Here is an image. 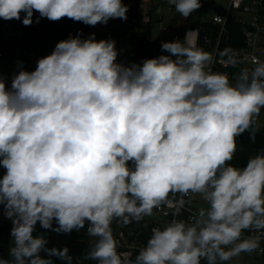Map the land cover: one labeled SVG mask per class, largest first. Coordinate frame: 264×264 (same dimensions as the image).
<instances>
[{"label": "clouds", "instance_id": "1", "mask_svg": "<svg viewBox=\"0 0 264 264\" xmlns=\"http://www.w3.org/2000/svg\"><path fill=\"white\" fill-rule=\"evenodd\" d=\"M168 3L185 19L202 7ZM128 10L122 0H0V19L24 26L67 17L95 27L127 21ZM161 52L124 64L115 40L78 32L35 70L19 62L10 87L0 74V215L12 224L0 264H74L38 225L58 235L84 230L88 248L75 264H225L260 248L264 150L245 166L231 161L237 137L247 132L254 143L259 131L264 61L231 77L213 71L197 30ZM224 63L243 61L233 54ZM194 197L202 206L180 218ZM165 205L173 218L152 227L137 252L121 250L113 224L139 223Z\"/></svg>", "mask_w": 264, "mask_h": 264}, {"label": "trees", "instance_id": "2", "mask_svg": "<svg viewBox=\"0 0 264 264\" xmlns=\"http://www.w3.org/2000/svg\"><path fill=\"white\" fill-rule=\"evenodd\" d=\"M201 3L203 1L201 0ZM195 12V11H194ZM193 12V13H194ZM192 13V14H193ZM189 16L190 23L187 27H196L200 29V41L202 49H210L215 46L219 38L220 26L211 23L210 21H203L200 18ZM38 13L34 14L35 17ZM160 18L152 19L146 23V27L143 30L138 31H117L107 34L109 37H120L123 34H129L131 46L134 51L145 58L157 57L161 54H167L161 52V44L163 41L155 39L153 37V28L155 24L158 23ZM187 27H181L176 30L175 39H183ZM227 38H223L221 49H232L234 55L241 60L240 50L243 48V37L246 26L236 20H230L227 24ZM93 30L92 26H87L81 22H74L73 20L65 17L57 22L49 21L44 18L40 22L33 23L31 26H24L22 24V36L24 41L27 38H32L34 40H40L46 46L52 44L53 42H58L63 39H67L69 35L75 36L78 32H82L85 37L88 33ZM12 36V35H11ZM174 39V40H175ZM206 39H209L207 45H204ZM0 52L3 53V58L6 61H14L16 53V43L10 38L5 37V34L1 31L0 35ZM31 62H27V66ZM36 66V65H35ZM240 68H243V63L237 65L235 68H231V72H238ZM257 125L259 131L256 133L255 142H251L249 134L245 132L243 135L237 137V152L234 156L232 164L236 166H245L249 157L256 155L260 151L264 150V110H262L260 116L257 118ZM1 176V174H0ZM153 226L152 218H145L143 221L137 223L133 222L122 230L125 231L128 240L136 241L139 244L144 243L149 238V232ZM12 227L11 221L2 218L0 215V256L4 258H9V249L12 246V241L10 238V229ZM118 227V225L113 224V229ZM120 227V226H119ZM37 233H43L49 240V247H57L62 249L67 246L69 248L70 254L76 260H79L80 256L87 250L89 244V238L85 235L84 230L79 233L73 232L71 234L58 235L56 233L46 231L37 226ZM55 264H62L56 258H53ZM84 264H95L92 261H85Z\"/></svg>", "mask_w": 264, "mask_h": 264}, {"label": "rangeland", "instance_id": "3", "mask_svg": "<svg viewBox=\"0 0 264 264\" xmlns=\"http://www.w3.org/2000/svg\"><path fill=\"white\" fill-rule=\"evenodd\" d=\"M139 0H122V3L128 6L127 21L121 19H112L107 25L98 24L93 27V30L88 33L87 37L91 33L96 34V39H108L111 38L116 41V48L119 51L118 61L124 64L141 63L144 59L142 56L138 55L134 48L131 46L129 34H123L120 37L114 38L109 37L107 34L117 32V31H138L143 30L146 27L148 19L160 18L161 21L155 24L153 28V37L159 39L163 42L172 41L175 39V30L181 27H187L190 23V17L185 19L179 13L174 10H170L168 0H154L149 1V6L145 10H138ZM216 3L217 6L209 7L208 5L202 3V7L192 14V17L200 18L203 21H211L214 15L221 13L227 5V0H211ZM244 19H248L247 15H242ZM166 26L170 31L161 32L160 27ZM10 30L12 31L11 40L16 43V53L14 61H6L4 58H0V74H2L10 87L11 79L14 73L18 71V63L22 62L23 67L32 71L34 69L26 68L27 62L36 65L39 58L50 54L55 45L59 42H53L52 44L46 46L40 40H34L32 38H27L24 41L22 36V23L20 21L12 20L10 21ZM1 35V30H0ZM15 65L16 67H13ZM36 67V66H35ZM199 207L202 206V201L198 197L195 198ZM152 219L157 218L155 213ZM114 235L117 236L118 232H124L122 227H115ZM149 236V235H148ZM254 264V260L251 254L242 253L239 257L233 258V260L225 262V264Z\"/></svg>", "mask_w": 264, "mask_h": 264}, {"label": "built area", "instance_id": "4", "mask_svg": "<svg viewBox=\"0 0 264 264\" xmlns=\"http://www.w3.org/2000/svg\"><path fill=\"white\" fill-rule=\"evenodd\" d=\"M204 4L209 7H216L217 4L211 0H202ZM170 10H174V6L170 5ZM242 15H247L248 19H244ZM219 17L220 19H217ZM230 20H236L246 26L244 31L243 39V48L240 50L241 61H243V67H248L251 69L254 65L252 64L253 59L259 58L261 61H264V0H227V5L221 13H218L213 16L211 23L219 25V38L215 46L205 51L209 52L213 58L214 63L212 65L213 71L227 72L229 76H233L236 71L231 72L230 69L233 68L224 63V60L227 59L228 55H233L234 52L232 49H221L223 38H227V24ZM0 30L5 34V37L10 38L12 31L10 30V21H4L0 19ZM161 32L170 31L166 26L160 27ZM188 30H197V47H201L200 41V29L196 27H187ZM185 31V33H186ZM175 30V34H176ZM185 36V35H184ZM211 42L209 39H206L204 45H207ZM204 50V49H203ZM226 53L225 56L221 57L220 53ZM0 58H3V53L0 52ZM13 67H16L13 65ZM28 69H34L35 65L29 64L26 66ZM3 168L0 167V174L3 175ZM196 197L192 198V203L186 205L184 209L181 210L182 215L180 218H187L192 212L196 211L199 208ZM178 199V197H177ZM187 199V198H186ZM175 211L174 207H169L167 205L162 206L158 210H154L157 218L152 219L153 226L164 227L172 218V213ZM3 218V217H2ZM149 232V236H150ZM248 233H245L247 235ZM259 235L258 233H256ZM116 238L119 241L121 250L132 251L133 253L137 252L138 249L143 246L146 242L139 244L136 241L128 240L127 236L124 235V232H118ZM251 254L253 257L254 264H264V238L261 239L260 248L251 252L245 253ZM243 264H247L245 261Z\"/></svg>", "mask_w": 264, "mask_h": 264}, {"label": "crops", "instance_id": "5", "mask_svg": "<svg viewBox=\"0 0 264 264\" xmlns=\"http://www.w3.org/2000/svg\"><path fill=\"white\" fill-rule=\"evenodd\" d=\"M149 1H154V0H139L138 1V3H137V7H138V10L140 11H142V9H146V8H148V6H149ZM148 21H149V19H148Z\"/></svg>", "mask_w": 264, "mask_h": 264}]
</instances>
